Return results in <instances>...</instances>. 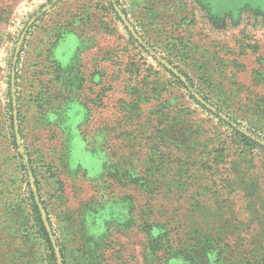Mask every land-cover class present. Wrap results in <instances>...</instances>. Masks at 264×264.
<instances>
[{
	"label": "rangeland",
	"instance_id": "rangeland-1",
	"mask_svg": "<svg viewBox=\"0 0 264 264\" xmlns=\"http://www.w3.org/2000/svg\"><path fill=\"white\" fill-rule=\"evenodd\" d=\"M116 1L0 0V264H264V0Z\"/></svg>",
	"mask_w": 264,
	"mask_h": 264
},
{
	"label": "trees",
	"instance_id": "trees-1",
	"mask_svg": "<svg viewBox=\"0 0 264 264\" xmlns=\"http://www.w3.org/2000/svg\"><path fill=\"white\" fill-rule=\"evenodd\" d=\"M107 3H108V6L109 8H111V10L118 16V18L120 19L119 17V11H118V8H117V1L116 0H106ZM121 12H123V14H126L125 10H122ZM20 58V57H19ZM18 58V59H19ZM18 62V61H17ZM16 67V66H15ZM16 69V68H15ZM18 71H16L15 73V77H18L19 75L17 74ZM181 72V71H180ZM182 75L185 77L186 81L191 85V87L193 86L194 88V95L192 93H189V96L195 100V102L197 104H199L201 107L205 108V105L200 102L199 100L196 99L195 95L196 94H199L205 101L207 102H210V98L208 96V94H206L204 91L200 90L198 87H196L194 85V82L192 81V79L186 74V73H183L181 72ZM172 75H174L173 73H171ZM175 76V75H174ZM177 77V76H176ZM177 79L179 80V83L182 84V86L185 87L183 81L181 80V77H177ZM212 102V101H211ZM10 103V108L12 107L11 106V101L9 102ZM215 110L217 112H220L222 109L219 107V106H215ZM219 117V115H217ZM220 118V117H219ZM221 119V118H220ZM221 121H223L221 119ZM236 121V120H235ZM229 124V123H228ZM230 131L233 135V137L235 138L234 140H236V145H238V147H242L243 149H245V152L249 153V154H254L256 153L257 151L261 152V150L264 149V144H261L259 142H257L255 139H253L252 136L246 134L245 132L243 131H239L238 129L235 128V126H232L230 125ZM251 133H254L253 131ZM232 142V141H231ZM162 158V157H160ZM161 161L164 163V157L161 159ZM236 169V168H235ZM32 208V211L36 213V217H38L36 219V221L39 223V229H40V232L43 234V236L45 237L46 241L50 244V240H49V237H48V233L46 231V228H45V225H44V222L42 221L41 219V216H40V211L38 209V205L34 202V199H33V205L31 206ZM237 222H239V220H237ZM154 223H157V220L154 221ZM244 224H248V221H245ZM159 225V224H157ZM249 225V224H248ZM42 234H41V237H42ZM170 247L172 248V245L169 244ZM201 264H204V262L202 261Z\"/></svg>",
	"mask_w": 264,
	"mask_h": 264
},
{
	"label": "water",
	"instance_id": "water-1",
	"mask_svg": "<svg viewBox=\"0 0 264 264\" xmlns=\"http://www.w3.org/2000/svg\"><path fill=\"white\" fill-rule=\"evenodd\" d=\"M119 11V10H118ZM119 14H120V16L122 17V19H124V16H123V14H121V12L119 11Z\"/></svg>",
	"mask_w": 264,
	"mask_h": 264
}]
</instances>
